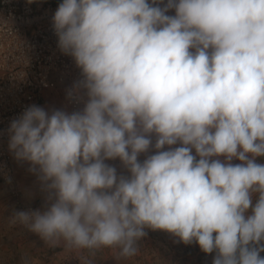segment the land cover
Returning a JSON list of instances; mask_svg holds the SVG:
<instances>
[{"label": "clouds", "instance_id": "clouds-1", "mask_svg": "<svg viewBox=\"0 0 264 264\" xmlns=\"http://www.w3.org/2000/svg\"><path fill=\"white\" fill-rule=\"evenodd\" d=\"M52 24L82 107L11 121L9 151L44 206L9 224L86 251L82 264L135 257L148 230L212 264H264V0H62ZM117 158L128 175L106 163Z\"/></svg>", "mask_w": 264, "mask_h": 264}, {"label": "built area", "instance_id": "built-area-1", "mask_svg": "<svg viewBox=\"0 0 264 264\" xmlns=\"http://www.w3.org/2000/svg\"><path fill=\"white\" fill-rule=\"evenodd\" d=\"M62 0H0V181L12 179L7 129L23 111L39 104L45 91L63 89L71 111L82 107L67 98L81 78L72 57L58 48L52 17ZM10 178V179H9Z\"/></svg>", "mask_w": 264, "mask_h": 264}, {"label": "rangeland", "instance_id": "rangeland-1", "mask_svg": "<svg viewBox=\"0 0 264 264\" xmlns=\"http://www.w3.org/2000/svg\"><path fill=\"white\" fill-rule=\"evenodd\" d=\"M59 103L57 109H65L64 106H67L63 97L59 98ZM178 146L180 145L172 147ZM167 148L168 146H165L164 150ZM148 154H154V149H150ZM193 154L195 155L194 149ZM145 158V154L138 157L141 162ZM118 159L108 160V164L115 166L118 174L128 175ZM257 162L264 163V157H258ZM232 163L238 164L241 161L234 159ZM4 183L6 186L0 187V264H21V258L25 256L30 260V264H82L80 257L87 256L86 251L78 254L64 251L62 247L49 248L37 234L28 232L20 225L9 224L8 217L13 213L36 210L37 204L28 199L16 185ZM4 193L8 194L9 200H3ZM257 196L258 194L253 197L254 202ZM215 255V252L204 253L198 243L185 245L170 233L148 230V236L140 242L138 254L129 260L121 261L120 264H212ZM260 255L264 257V252ZM94 264H116L112 250L104 249L97 253Z\"/></svg>", "mask_w": 264, "mask_h": 264}, {"label": "crops", "instance_id": "crops-1", "mask_svg": "<svg viewBox=\"0 0 264 264\" xmlns=\"http://www.w3.org/2000/svg\"><path fill=\"white\" fill-rule=\"evenodd\" d=\"M169 15H174V10L168 13ZM65 98V92L63 89H58L55 91H45L39 98L38 106L45 108V110L57 109L59 103V98ZM64 108L70 111L67 106ZM7 146L9 140L5 141ZM9 148V147H8ZM12 155V179L9 182L12 186L16 185L24 194L25 196L36 202L37 208L43 210L44 206V194L39 190V184L37 182V178L34 174L28 171L29 164L27 162H19L14 158ZM119 160V159H118ZM117 160V161H118ZM109 161H106L108 163ZM119 163V162H118ZM5 183L0 181V187L4 186ZM6 186V185H5ZM1 194V193H0ZM5 198L4 201L9 200L7 197L8 194L4 193Z\"/></svg>", "mask_w": 264, "mask_h": 264}]
</instances>
